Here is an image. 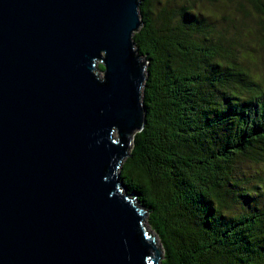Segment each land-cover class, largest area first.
<instances>
[{
	"label": "water",
	"instance_id": "water-1",
	"mask_svg": "<svg viewBox=\"0 0 264 264\" xmlns=\"http://www.w3.org/2000/svg\"><path fill=\"white\" fill-rule=\"evenodd\" d=\"M138 6L0 0V264H161L119 177L145 122Z\"/></svg>",
	"mask_w": 264,
	"mask_h": 264
},
{
	"label": "trees",
	"instance_id": "trees-1",
	"mask_svg": "<svg viewBox=\"0 0 264 264\" xmlns=\"http://www.w3.org/2000/svg\"><path fill=\"white\" fill-rule=\"evenodd\" d=\"M138 12L145 122L119 177L160 263L264 264V0H139Z\"/></svg>",
	"mask_w": 264,
	"mask_h": 264
},
{
	"label": "rangeland",
	"instance_id": "rangeland-1",
	"mask_svg": "<svg viewBox=\"0 0 264 264\" xmlns=\"http://www.w3.org/2000/svg\"><path fill=\"white\" fill-rule=\"evenodd\" d=\"M226 10H227V8H226ZM244 46H247V47H251V48H257V46H255V44L253 43V42H250V43H248V42H245L244 43ZM257 65H258V67H256L255 68V70H256V73H259V74H261L262 72H264L263 71V69H264V62H259V60L257 61ZM245 169V168H244ZM246 170V169H245ZM252 172V171H251ZM264 172V171H263Z\"/></svg>",
	"mask_w": 264,
	"mask_h": 264
}]
</instances>
